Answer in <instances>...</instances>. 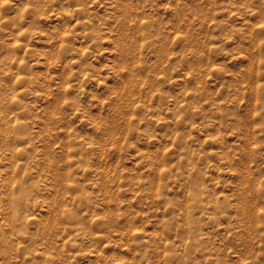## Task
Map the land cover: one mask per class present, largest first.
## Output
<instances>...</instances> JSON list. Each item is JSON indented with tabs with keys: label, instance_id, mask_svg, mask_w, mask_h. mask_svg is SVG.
<instances>
[{
	"label": "rangeland",
	"instance_id": "obj_1",
	"mask_svg": "<svg viewBox=\"0 0 264 264\" xmlns=\"http://www.w3.org/2000/svg\"><path fill=\"white\" fill-rule=\"evenodd\" d=\"M40 5L0 0V264H264V0Z\"/></svg>",
	"mask_w": 264,
	"mask_h": 264
},
{
	"label": "clouds",
	"instance_id": "obj_2",
	"mask_svg": "<svg viewBox=\"0 0 264 264\" xmlns=\"http://www.w3.org/2000/svg\"><path fill=\"white\" fill-rule=\"evenodd\" d=\"M33 2H34V4L37 6V8L41 6V5H40V0H33ZM5 3H7V0H5ZM186 114H187V113H185V115H186Z\"/></svg>",
	"mask_w": 264,
	"mask_h": 264
}]
</instances>
